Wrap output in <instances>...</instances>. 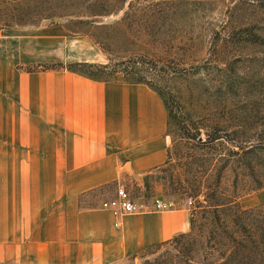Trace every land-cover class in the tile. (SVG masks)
<instances>
[{
  "label": "rangeland",
  "instance_id": "374dc122",
  "mask_svg": "<svg viewBox=\"0 0 264 264\" xmlns=\"http://www.w3.org/2000/svg\"><path fill=\"white\" fill-rule=\"evenodd\" d=\"M50 27L166 109L163 162L118 186L170 199L188 229L117 264H264V0H0L2 31Z\"/></svg>",
  "mask_w": 264,
  "mask_h": 264
},
{
  "label": "crops",
  "instance_id": "0c3cea01",
  "mask_svg": "<svg viewBox=\"0 0 264 264\" xmlns=\"http://www.w3.org/2000/svg\"><path fill=\"white\" fill-rule=\"evenodd\" d=\"M57 27L0 29V264H117L188 229L182 207L112 226L102 199L165 158L166 109L142 83L43 63L94 62Z\"/></svg>",
  "mask_w": 264,
  "mask_h": 264
},
{
  "label": "built area",
  "instance_id": "2783aa9c",
  "mask_svg": "<svg viewBox=\"0 0 264 264\" xmlns=\"http://www.w3.org/2000/svg\"><path fill=\"white\" fill-rule=\"evenodd\" d=\"M99 206L109 212L112 218V225L117 227L120 218L125 215L171 209L174 205L170 199L155 201L134 199L124 187L118 186L115 188L112 196L100 201Z\"/></svg>",
  "mask_w": 264,
  "mask_h": 264
},
{
  "label": "trees",
  "instance_id": "16d2710c",
  "mask_svg": "<svg viewBox=\"0 0 264 264\" xmlns=\"http://www.w3.org/2000/svg\"><path fill=\"white\" fill-rule=\"evenodd\" d=\"M61 66L59 64L57 65H50V66H42L43 69H46V68H53V69H56V68H60ZM105 65L104 64H92V63H87V62H74L72 64H66L63 68L68 70V71H71V72H74V73H77V74H80L86 78H89V79H92V80H97V81H108L107 79L105 78H101V75H107L109 74L110 72L106 71L105 70ZM75 68H84V69H87V70H90L89 72H81L79 71L78 69H75ZM126 74L125 75H128L130 76L132 74V72L128 71V72H125ZM128 76H125V77H128ZM132 79V78H131ZM123 83H141L140 80H138L137 78H134L132 81L129 80V81H122ZM220 204H217V206H219ZM163 244L162 243H159L157 246H161Z\"/></svg>",
  "mask_w": 264,
  "mask_h": 264
},
{
  "label": "water",
  "instance_id": "95a60500",
  "mask_svg": "<svg viewBox=\"0 0 264 264\" xmlns=\"http://www.w3.org/2000/svg\"><path fill=\"white\" fill-rule=\"evenodd\" d=\"M125 167L127 168V166L125 165Z\"/></svg>",
  "mask_w": 264,
  "mask_h": 264
}]
</instances>
